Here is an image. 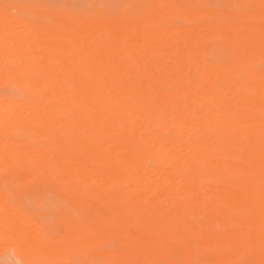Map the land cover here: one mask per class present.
Masks as SVG:
<instances>
[{
    "label": "bare ground",
    "instance_id": "6f19581e",
    "mask_svg": "<svg viewBox=\"0 0 264 264\" xmlns=\"http://www.w3.org/2000/svg\"><path fill=\"white\" fill-rule=\"evenodd\" d=\"M165 1L125 0L120 15L100 13L95 20L49 10L63 33L22 23V31L30 33L20 32L21 38L9 26L14 23L8 14L42 17V8L37 12L12 0L0 13V62L12 61L7 69L0 66V85L11 92L0 96V168L21 180L47 176L50 191L72 205L80 197L66 191L72 178L94 180L101 188L127 182L138 198L164 188L157 197L174 200L177 190L182 212L195 218L220 216L227 225L195 245L173 242V250L150 240L134 244L137 248L113 258L116 264H264V117L240 115L247 109L264 113V72L251 70L255 59L264 60V0H225L240 15L229 25L148 31L160 15L195 19L186 0L175 9L164 8ZM224 12L204 16L218 20ZM201 36L218 41L212 48L232 54L243 49L246 55H220L209 64L194 50ZM22 44L29 47L26 54ZM247 69L249 78H234ZM154 118L158 130L144 132ZM169 129L174 134L163 135ZM16 132L47 143L30 148L23 140H6ZM27 161L32 163H22ZM49 161L51 169L45 166ZM209 178L221 185L203 188ZM3 196L1 238L19 258L32 250L63 256L77 246L76 229L67 232L63 247L57 242L40 246L34 223L3 208ZM205 196L214 197L218 207L205 208ZM96 210L101 212V206ZM152 230L160 234L158 227ZM253 230L254 236L249 234ZM125 232L122 228L119 235ZM215 247L231 250L207 251Z\"/></svg>",
    "mask_w": 264,
    "mask_h": 264
},
{
    "label": "rangeland",
    "instance_id": "374dc122",
    "mask_svg": "<svg viewBox=\"0 0 264 264\" xmlns=\"http://www.w3.org/2000/svg\"><path fill=\"white\" fill-rule=\"evenodd\" d=\"M16 1L31 10H37V12L42 8V17L34 12L24 15L14 12L8 14L10 18H13L14 23V26H11L12 23L9 26L13 27L11 28L13 33L17 30L16 34L18 32L19 36L23 35V33H30L29 30L26 32L25 29L23 30L25 32L22 31L19 27L22 23H26L31 27L41 28L47 32L63 33L64 27L53 23L48 17L49 10L56 9L63 13L71 12L74 14V18L78 20H95L100 13L108 16L120 15L124 10L125 2V0ZM11 3L12 0H0V13L4 14V9L9 7ZM186 4L190 11L189 14L195 15V19L190 20L180 15H160L155 21L148 24L147 30L197 28L199 25L212 27L216 23L229 25L232 24L233 17L240 16L237 8L226 7L225 4L227 3L225 0H186ZM181 5H183L181 0H168L162 4L167 9H175ZM218 11H225L218 20L204 16L206 12ZM17 26L20 29H14ZM244 31L249 35L254 34L251 29ZM100 32L102 33L101 35H104L106 30L102 27ZM217 43L216 39L201 36L196 40L194 50L202 53L204 60L209 64H213L222 57L246 55L243 49H238L232 54L226 51L223 52L219 48H212ZM23 46L24 44L21 47ZM28 51L29 47L24 46L22 52L26 54ZM220 55L221 57L219 58ZM11 65V59H1V68L7 69ZM248 70L234 78L240 81L249 78L250 71ZM251 70L264 72V60L255 59L252 62ZM0 88L1 97H8L11 94L7 85L1 84ZM240 115L245 118L251 116L264 117V113L254 109L244 110ZM157 123V118H154L145 126L144 132L157 131ZM173 134L174 130L172 129L163 133L166 136ZM5 138L6 140L14 141L23 140L30 148H41L47 143L45 139L35 141L30 138H24V135L19 132L12 134L11 137L6 135ZM22 163L25 165L32 163V161ZM45 166L51 169L53 162L49 161ZM70 182L71 185L66 191L67 193L80 196L78 204H69L52 193L48 187L49 179L47 176L38 175L31 179L21 180L18 177L9 175L4 168H0V197L2 198L4 194L3 198L5 197L6 201H4L3 208L10 207L26 220L34 223L38 230V243L40 246L46 242H57L59 246L63 247L68 244L67 238L69 235L67 232L70 229L78 231L77 246L68 248L63 256H46L39 250H32L30 251L31 253L26 252L21 255L22 258H19L16 252L9 248V243L2 239L0 234V264H116L113 258L120 253L124 254L128 250L137 248L134 244L140 245L150 240L156 246H162L166 251L171 249L173 242L183 244L191 242L192 245H195L199 239L210 234H219L227 228L220 216L212 219L207 217L195 218L182 212L179 209V204L183 201V197L177 190L172 192L175 196L174 200L157 197V194L164 188L155 189L147 197L138 198L137 190L127 182H111L104 188L97 185L94 180L80 182L72 178ZM220 185L221 181L217 178H209L202 182V187L206 189L216 188ZM35 187L39 189L37 188L36 190ZM116 195H123L126 198L123 200H112V196ZM96 206H101V212L96 210ZM203 206L205 208L218 207L212 196H205ZM154 227L159 228L160 234L154 235L155 232L152 230ZM122 228H125L126 232L123 235H119V231ZM231 228L234 230L241 229L238 226H232ZM190 232L192 235L190 239H187L185 235ZM249 234L254 236L255 231H249ZM230 250L228 247H215L207 251L210 254L220 255L229 253Z\"/></svg>",
    "mask_w": 264,
    "mask_h": 264
}]
</instances>
